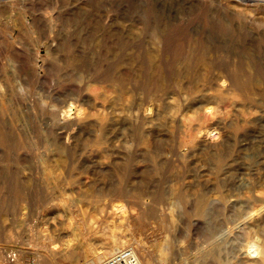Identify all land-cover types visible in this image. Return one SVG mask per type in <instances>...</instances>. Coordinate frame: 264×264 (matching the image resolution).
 Masks as SVG:
<instances>
[{
	"label": "rangeland",
	"instance_id": "374dc122",
	"mask_svg": "<svg viewBox=\"0 0 264 264\" xmlns=\"http://www.w3.org/2000/svg\"><path fill=\"white\" fill-rule=\"evenodd\" d=\"M253 240L264 0H0V264H264Z\"/></svg>",
	"mask_w": 264,
	"mask_h": 264
},
{
	"label": "built area",
	"instance_id": "2783aa9c",
	"mask_svg": "<svg viewBox=\"0 0 264 264\" xmlns=\"http://www.w3.org/2000/svg\"><path fill=\"white\" fill-rule=\"evenodd\" d=\"M14 257L15 254H10L11 259H14ZM100 264H142V262L137 256L134 247L131 244H127L106 254Z\"/></svg>",
	"mask_w": 264,
	"mask_h": 264
},
{
	"label": "bare ground",
	"instance_id": "6f19581e",
	"mask_svg": "<svg viewBox=\"0 0 264 264\" xmlns=\"http://www.w3.org/2000/svg\"><path fill=\"white\" fill-rule=\"evenodd\" d=\"M120 205V204H119ZM118 205V207H119ZM117 207V206H116ZM121 207V206H120ZM119 207V208H120ZM122 208V207H121ZM118 209V208H117ZM134 246V245H133ZM115 248L120 247V245L118 246H114ZM114 248V249H115ZM137 252V249L135 250ZM247 253L249 254V256H251V259L254 261H257L258 259H262L264 258V247L261 245V242L259 241H250L247 244ZM138 254V253H137ZM102 256V254H100V252H96L94 253L87 261V264H95L98 260H100V257ZM138 256L140 257V255L138 254ZM140 260L141 257H140ZM143 262V261H142ZM149 262V261H148ZM147 262V263H148ZM144 264V262H143Z\"/></svg>",
	"mask_w": 264,
	"mask_h": 264
}]
</instances>
